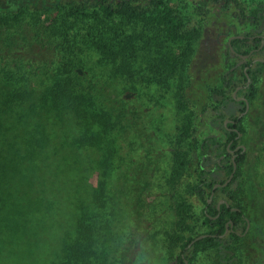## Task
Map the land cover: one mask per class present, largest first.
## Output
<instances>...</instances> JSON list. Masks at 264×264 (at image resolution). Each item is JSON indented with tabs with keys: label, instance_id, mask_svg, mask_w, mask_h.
Listing matches in <instances>:
<instances>
[{
	"label": "trees",
	"instance_id": "trees-1",
	"mask_svg": "<svg viewBox=\"0 0 264 264\" xmlns=\"http://www.w3.org/2000/svg\"><path fill=\"white\" fill-rule=\"evenodd\" d=\"M10 1L11 9L0 8L5 35L0 39V264H114L116 250V262L125 264L138 226L132 205L144 187L137 180L132 189L124 184L127 201L118 203L125 187L115 195L109 185L119 136L126 149L135 138H146L127 97L135 64L136 72L151 71L149 80L157 85L175 86L178 118L167 176L174 212L173 230L165 240L168 264H264V169L257 159L251 166L250 149L236 148L246 134L243 123L257 104L251 80L264 69V61L251 60L264 52L256 36L264 34V2L246 11L239 0L199 1V7L221 2L224 12L232 7L253 26L228 37L227 54L238 60L207 92L210 76L223 67L221 60L211 53L215 58L206 54L191 64L197 34L169 0H55L53 9L60 12L50 30L44 28L46 39L28 47L18 46L15 28L23 22L39 28L44 19L24 13L18 0ZM23 7L31 11L30 3ZM259 47L247 59L240 56ZM238 67L243 84L235 76ZM247 76L249 84L232 96ZM208 99L213 101L209 123L224 136L194 133L196 122H205L201 114ZM80 151L92 153L86 161L96 173L90 188L79 189L69 177L84 166ZM233 162V176L222 185ZM220 199L225 202L217 207ZM69 205L71 216L64 218ZM197 215L204 230L184 238Z\"/></svg>",
	"mask_w": 264,
	"mask_h": 264
},
{
	"label": "rangeland",
	"instance_id": "rangeland-1",
	"mask_svg": "<svg viewBox=\"0 0 264 264\" xmlns=\"http://www.w3.org/2000/svg\"><path fill=\"white\" fill-rule=\"evenodd\" d=\"M199 1L169 0V3L173 7L174 13L180 17L182 22L189 29H194L197 34L192 44L193 59L191 64L199 58H204L206 54L214 57L215 55L213 56L211 53H217L219 60H221L223 67L210 76L209 83L206 86L208 92V88L215 84L221 72L232 61L238 60L236 56L227 54L226 42L228 37L234 34L250 32L253 26L248 21H241L237 11L232 7L224 12L221 9V2L216 4L208 3L199 7ZM239 1L246 11L252 5L264 2V0ZM53 2L55 0H18V2H15L17 6H21L24 13L27 12L33 16L39 15L41 20L44 19L41 25H38V27L40 26L39 28H30L27 22L21 24V29L15 28L20 31V34L16 37L18 46H24L25 44L28 47L32 45L29 43L35 42L37 39L40 41L46 39L43 32L44 28L50 30L49 26L52 23V19L60 12L53 9ZM13 3L10 0H0V8L11 9ZM24 3L31 4V11L23 7ZM4 37L5 35L1 33L0 39ZM55 37L56 35L52 39L55 40ZM37 48L33 49L36 50ZM15 51L23 54L22 49H15ZM23 55L26 56V54ZM27 55L31 56L33 54L27 53ZM257 56L264 57V52H258ZM136 67H138L137 64L134 66L133 74L129 81L131 88L130 94L127 97L131 103V109L133 111L137 109L139 113L140 119L139 121L137 120V123L139 127H143L146 138H135L134 144L129 149H126L124 136L122 134L119 136V149L115 160L116 169L113 173L109 189H113L115 193L112 194L116 195L117 191H121L122 187H125L124 193L119 192L118 198L116 197L118 203L119 199L120 203H123V201H127L125 199L126 186L124 184L129 185L127 188L132 189L130 185L137 180L139 182L137 184L138 187H144L142 193L138 196L139 200L136 201V196L132 205L135 223L138 226L136 227L133 224L136 229L131 239V245L126 250L125 264H168L165 240L166 235L173 230L172 217L174 216V212L172 208L173 203L170 199L172 195L167 185V176L171 168V150L174 146V130L178 118L174 107L173 91L175 86L174 83L169 86L157 85L154 81L149 80L153 78L151 71L144 73L142 71L136 72ZM239 71L238 67L235 71V76L239 83L243 84L244 81L240 77ZM142 76L147 80L135 79ZM251 81H254L257 90V104L253 111L249 113L248 120L243 123L246 128V134L242 135L239 144H242L245 149L247 147V149L251 150L252 163L250 164L253 166L254 161L257 159L258 167L261 170L264 169V69ZM206 105L205 112L201 114L205 122H196V131L194 133L200 137L205 131H210L218 136H224L220 127H214L209 123L212 117L210 108L213 105V101L208 99ZM127 150L130 151V154L125 155ZM80 154L78 158L84 166L79 168L77 172L71 171L76 175L71 173L69 177H74L73 182L75 186L80 185L79 189L81 187L90 188L91 185H94L96 173L90 170L86 161L92 156L90 155L92 153L80 151ZM124 173L128 174V183L125 181ZM222 178H224L223 175L219 179ZM130 195H127V199H132ZM125 206L124 209L128 210L129 207L126 204ZM121 208V204L117 205V210ZM198 208H200L199 205ZM109 210L110 208L107 209L106 213ZM71 211L72 207L69 205L64 218L69 215L71 216ZM126 217V214L122 215L124 220ZM203 230L204 227L201 226L197 215L196 220L190 224L188 232L184 234V238ZM176 250H179V248H176ZM110 257L112 261L113 253ZM117 258L118 254L116 250L114 251V264H120L116 262Z\"/></svg>",
	"mask_w": 264,
	"mask_h": 264
},
{
	"label": "water",
	"instance_id": "water-1",
	"mask_svg": "<svg viewBox=\"0 0 264 264\" xmlns=\"http://www.w3.org/2000/svg\"><path fill=\"white\" fill-rule=\"evenodd\" d=\"M233 36V35H232ZM232 36H230L229 37V39L232 37ZM229 39H228V44H229ZM230 47V49H232L231 48V46H229ZM242 58H245L246 57V55H240ZM258 60H261V61H264V58H257ZM247 75V74H246ZM249 81H250V79H249V77L247 76V80H246V82H245V84L244 85H239V86H237L236 87V89L232 92V96H235V94H236V90L237 89H239V88H242V87H245L246 85H248L249 84ZM244 99V98H243ZM245 100V99H244ZM245 111L244 112H246L247 111V108H248V104H247V102H246V100H245ZM228 120H224V124L227 122ZM229 121H232V120H229ZM238 135H239V133H238ZM239 146H241V148L244 150V146L243 145H238V146H236V147H239ZM235 167H236V164H235V162H233V169H232V172L229 174V176H228V178L224 181V183L222 184V185H225L230 179H231V177L233 176V173H234V170H235ZM219 185V183H216V184H214L213 185V188H215L216 186H218ZM211 194H212V192H211ZM210 199H208V201H209ZM220 202H225V200H223V199H220L219 201H218V203H217V207L219 206V203ZM230 225H232V223L230 222ZM247 228H248V225H247ZM227 230H228V225L226 224V227H225V233L227 232ZM247 230V229H246ZM199 237H201V235H198V236H196L195 237V239H198ZM193 241H191L189 244H191Z\"/></svg>",
	"mask_w": 264,
	"mask_h": 264
},
{
	"label": "flooded vegetation",
	"instance_id": "flooded-vegetation-1",
	"mask_svg": "<svg viewBox=\"0 0 264 264\" xmlns=\"http://www.w3.org/2000/svg\"><path fill=\"white\" fill-rule=\"evenodd\" d=\"M256 36H258V37H260V47L264 44V34H256ZM251 38L253 37V36H250ZM260 47L259 48H252V49H250V51H249V53L247 54V56L245 57V59H247V58H249L250 57V54H251V52L254 50V51H258L259 49H260ZM257 58H264V57H258V56H256V57H252L251 58V60L252 61H254V60H256ZM233 121V120H232ZM227 123V122H226ZM225 123V124H226ZM223 124H224V121H223ZM224 124V125H225ZM240 145V144H239ZM238 146V145H237ZM236 148H238V147H236ZM228 151H230L231 153H232V151L233 150H231V149H228ZM233 154V153H232Z\"/></svg>",
	"mask_w": 264,
	"mask_h": 264
}]
</instances>
